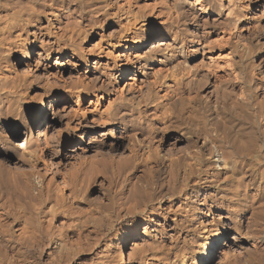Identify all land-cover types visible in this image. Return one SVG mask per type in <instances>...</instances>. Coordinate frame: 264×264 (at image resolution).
<instances>
[{
    "label": "bare ground",
    "instance_id": "1",
    "mask_svg": "<svg viewBox=\"0 0 264 264\" xmlns=\"http://www.w3.org/2000/svg\"><path fill=\"white\" fill-rule=\"evenodd\" d=\"M244 2L0 0V64L7 68L5 74L0 75V103L8 102L11 106L5 105L6 110L10 109L12 97H22L24 92L37 87L39 91L34 93L35 103L30 111L35 125L41 121L46 91L70 97L78 105L87 100L90 107L94 104L92 100L97 99L99 103V98L107 96V106L98 112L99 118L104 124L112 122L123 128L128 144L121 148L129 163L115 200L111 196L102 204H94V198L85 192L86 185L85 191L82 187V191L72 193L75 199L97 209L98 213L95 212L99 215L92 212L85 216L83 212L81 215L76 210L74 213L61 208L55 188L37 181L38 172L30 174L40 160L37 148L29 142L17 144L16 161L32 171L26 175L23 172L22 180L26 181V189L38 190L39 196L22 205L18 214L10 212L11 216L24 220L16 217L13 221L5 219L3 226L0 223V264H40L39 260L42 264H126L131 260L136 264H158L150 261L152 258L157 261L159 251L165 252L173 246L171 237H160L162 241H153L149 247L134 244L126 255L129 238L133 233L137 236L135 240L145 242L139 237L141 224L157 223L159 215L163 216L154 207L156 201L158 204L171 202L164 209L170 213L175 207L172 202L178 195L177 190L179 195L188 191L198 195L213 188L208 176L212 170L215 171L213 192L218 198L215 205L221 203L234 217L251 211L255 233L246 236L238 230L239 237H236L245 243L238 245L241 251L246 244L253 248L244 263L264 264V102L253 100L252 93V89L256 91L260 87L259 84L253 88L257 78L264 86V66L258 68L264 61V57L261 58L264 55V9L254 24L247 23L252 7L250 2L247 5ZM109 26L116 27L117 32L112 31L116 37L105 42V46L101 45L103 37L100 38L93 51L89 48L96 52L86 54L82 44L97 29ZM149 39L158 40L148 51H143ZM66 54L72 59L71 70L78 73L72 84L60 82L69 70V63L57 62V59ZM13 57L17 59L16 65L9 63ZM90 58L94 62L92 72L99 75L88 81L86 74L92 70ZM46 61L55 62L57 73L46 70ZM35 63L36 67L44 66L45 79L32 73ZM18 66H23L21 75L16 74ZM81 67L86 69L82 73ZM72 77L69 72V81ZM76 108L78 113H85L83 106ZM6 110L2 112L9 111ZM145 114L161 120L164 136L177 135L167 150L159 149L161 145L156 142L151 143L154 136L142 122ZM139 135L142 140L138 139ZM186 141L190 142L188 147L181 148L180 144ZM203 174L205 178L200 177ZM194 178L198 182L190 185ZM23 212H29L30 216L21 217ZM56 219L61 221L58 234L52 233L50 226ZM123 219H133V226L108 237V228ZM245 221L249 219L246 217ZM14 222L19 226L15 228L16 233V230L13 232ZM202 230L204 242L200 243L197 264H209L223 246L225 224L205 225ZM183 247L173 251V264H187L188 255L186 257ZM34 251H39V260L32 257ZM226 261L224 264L239 262Z\"/></svg>",
    "mask_w": 264,
    "mask_h": 264
},
{
    "label": "rangeland",
    "instance_id": "2",
    "mask_svg": "<svg viewBox=\"0 0 264 264\" xmlns=\"http://www.w3.org/2000/svg\"><path fill=\"white\" fill-rule=\"evenodd\" d=\"M248 3L251 5L252 10L250 9L248 11L249 15H248L247 23L252 22L254 24V21L257 20L258 17L262 16V12L264 9L263 8L264 0H259V1L258 0H255V1L245 0L244 4L247 5ZM253 16H255V18ZM240 27L242 26L239 25V29ZM115 30H117L115 26L113 27L109 26L104 29H97L96 33L98 34L95 33L93 36L90 37L88 41L82 44V47L84 51L86 52V54L91 55L94 52H96V50H94V52H91L89 48L91 49L94 48L93 46L96 45L95 43L100 41V38L103 37L102 40H104L103 43L101 44L102 46H105L104 45L105 42L113 40L116 37L115 33L117 31ZM112 31L115 33L113 34ZM108 34H110L111 36H107ZM157 40L149 39L145 43V46L142 50L148 51L149 48L155 43V41L157 42ZM89 52L91 53L89 54ZM263 57L264 55L261 58L263 59ZM92 59L93 58L89 59V66H90L89 68L90 70L91 69L92 70L86 74V76L89 78L88 81L93 79V77L95 78V76L99 75L98 72L93 73L94 72L93 70L94 62ZM57 62L69 63L68 69L71 70L70 63L72 62V59L70 58V54H66V56L62 57V59L58 58ZM260 62L261 60L256 61V64H259ZM9 63L16 65L17 59L13 57ZM102 63H105V60ZM0 65H1L0 75H4L7 68L3 63ZM54 65H55V62H51V61L45 62V66L47 68L46 70H50L52 73H57L58 67ZM7 66L9 67L10 65H7ZM34 66L35 67H32V73L34 72L33 74H35V76L38 75L39 76V77L37 76L38 78H40L41 76V79L43 78L45 79L46 71H44L45 70L43 68L44 66H41L42 67L41 68L40 65H37L36 67V63L34 64ZM262 66H264V61L261 62V65L259 67L258 66L257 67L259 69H262ZM22 68L23 66L16 67L15 70H16L17 75H21ZM69 70L65 71L60 81L61 83L67 82V83L72 84V82L74 83L76 81L77 79L76 75L78 74L77 70H71V71ZM80 70L82 73L86 69L81 67ZM69 72L73 74V77L71 78L72 81H69V78H68ZM32 73H31V76L33 75ZM133 74L134 73H132V75ZM139 78L142 79V77L140 76ZM139 78L137 77V80ZM124 81L127 84V79H124ZM122 85H123V82L121 83V86ZM256 85H259L261 88L257 87L256 89L257 92L254 91V89H252V93H254L256 97V98L254 97L253 100H259V101L264 102V97H263L264 86L261 85L258 78L255 81V85L253 88H255ZM37 91H39V89L35 87V88H32V90L30 91L24 92V95H22V97L21 96L12 97L11 98L12 100H9V103H11L10 101L13 102L12 108L11 107L10 109L7 108V110L9 111L6 110V106L7 107L11 106V104L9 105L8 102L7 104L4 103V105L0 103L1 104L0 105L1 107L0 108V214H1L0 221L1 222L0 223L2 224V226L3 224L5 225L7 221H13L14 218L17 217V216L14 217L13 214L11 216L10 215L11 213L15 214L16 212L18 214V212L21 211L20 207L22 205H25L26 203H30L33 200H36V198L39 196L38 190L36 191H33L32 189L29 190V187L28 189H26L27 185L24 183L26 181H23L25 176H22V175H24V173L26 175L28 174V172L30 173L32 171H29L30 168H27L26 166H23L22 164L18 163L16 161L17 160L16 156L14 157V153L16 152V150H18L17 144H19L20 142H24V143L29 142V144H31L33 148H37L38 150L37 153L38 155H40V158H39L40 160L37 163L39 168L38 166L35 167L34 170L31 168L33 172L30 174L33 175L38 172L37 174H35L37 175L36 177L37 181L39 180L43 182V186L46 185L45 187H52L53 189L55 188V191H56L55 194L61 200V208H63V210L65 211L72 210L73 212L76 210L77 214L78 213L81 214V212H83L82 214L83 215L86 214L85 216H88L92 212L93 213L95 211L97 212V209H95L94 207L93 208L89 207L88 205H86L84 201L78 198L75 199V196L72 195V193H76L75 191L76 190L78 191L79 189L80 191H82L81 190L82 187H83V191H85L86 187H84V185H86L88 189L85 192L89 193L91 195V198L92 197L94 198L93 200L96 201V202L92 201L94 204L95 203L98 204V202L102 204L105 201H107V199L111 196H112L111 199L115 200V197H116L115 193H117V191L119 190L118 189L120 188L119 186L122 185L121 182H123V178L126 175L125 172H127L128 171L127 169L129 168L128 158L124 156L125 155L124 151L121 148V147H125L128 144V142L126 141L127 136L123 128L116 126L112 122L110 123L106 122L104 124L99 118L100 117L99 113L101 112V110H103L107 106V102H108L107 96L104 97L103 99L99 98L98 100L99 103H96L97 99L92 100L94 104L91 105L92 107H90V105H88L89 102L87 100L82 102V104L78 105L77 103H75L74 100H71L70 97H67V98L65 96L59 97L57 93H53V91H46L45 92L46 94L43 96L44 99L42 101L44 111L41 117V121L34 125L32 121L33 118L31 117L32 112L30 111H32L33 109V106L35 103L33 100L34 93ZM260 95L262 96L260 97ZM78 106H81V107L83 106L85 108L84 114L78 113L77 108H76ZM96 107L98 110H96ZM2 108H4V110ZM5 110L7 112H2ZM250 111H252V109H250ZM2 113H6V115L5 114L3 115ZM148 115L149 114L143 115L144 117L142 119V122L146 124L149 127V129H151V132H152L151 136L152 137L154 136L153 138L150 137L153 139V142H151L152 140H150V142L151 143L156 142L157 145H161L159 146L160 147L159 149L164 150V151L167 150L168 144L176 141L177 135L171 134L169 136H164L161 130L162 129L161 120L158 119L159 120L158 121L156 120L157 118H152L151 115L149 116ZM138 139L142 140V137L139 135ZM186 142H183L182 144H180V147L181 148L183 147L185 148V146L188 147L187 145H189L190 142L188 143ZM110 145L112 148L110 147ZM119 150H122L123 152L121 151L122 153L120 154L118 153ZM22 168H25V169H22ZM26 168L28 171L26 170ZM37 169L38 171H36ZM210 174L208 175L210 176L209 184L213 186V188L209 189L206 192L205 191L199 192L198 195L191 193V191H188L189 193H185V194H183L184 192H182L181 193L182 195L181 194L179 195L178 193L179 190H177L176 194L178 195H176L175 201L172 202V205L175 203V207L173 206L170 213H166L164 209L170 206L171 202L165 201L161 204H158L159 201H156V203L154 204L155 205L154 207L157 208L160 212H162L163 216L165 217L161 216L162 215L161 214L159 215L157 223L141 224L139 237L142 240H145V242L141 240H135L137 236L132 233V237L129 238L128 243H127L126 255H128V253L131 252V249L133 248L132 246H134V244L136 245L140 244L139 246L143 244L144 246L149 247L153 245L152 243L156 241L158 242L162 241L161 239H163V237L164 239H170L171 237V241L173 240L172 241L173 246L170 245L171 247H168L165 250V252L159 251L158 257H156L157 261L153 260V258L150 257L152 258L150 262L154 261V262H159L158 264H173L174 262L173 257L175 256L173 251L175 249H180V248L182 249V247L184 246L185 248L183 247L184 248L183 250L185 251L186 257L188 255V258H186L187 264H197L198 263L197 261L198 253H199L198 250H200V246L204 242L202 226L207 225L208 227L209 226L214 227L215 224L222 222L225 224V232H224L225 237L223 239V246L221 247V250H220L221 252L220 251L217 252V254H215L216 256H214V259L209 264H221V262L224 264L225 263L223 262L224 260L228 261V260H235V259L237 260V262L239 261L237 264H241L240 262L242 261H243L242 264H245L244 263L246 261L245 259L248 258L250 252L251 253L253 252L251 251L253 250V248L251 247V245L246 244L244 246V249L241 251L240 249H238V245L245 244V243L240 240H237L236 237H239L237 234L239 231H241L246 236L247 234L251 236L253 233H255L256 228H254L253 226L254 224H252L253 218H250L251 214H249L251 213V211L247 212L246 214L240 213L238 217H234V214L228 213L224 209V206L221 205V203L215 205V201H217L218 199L215 197V192H213L215 190V171L214 170L210 171ZM200 177L205 178L206 175L204 176L203 174ZM195 181L198 182L197 179H195L194 181L190 183V185H193L194 183H196ZM79 183L81 185H79ZM23 189H26V190H23ZM72 196L74 199L72 198ZM28 211L30 212V210ZM173 211L176 212L175 217H174ZM29 212L28 213L23 212V215L22 213L20 215H22L21 217H25V215L27 214L29 215ZM96 212L94 213L95 216L98 215L97 214L98 212L97 213ZM246 217L249 219L247 223L245 221ZM17 218H19V216ZM24 219L25 218H21L20 220L19 218L20 221ZM131 220L133 219H129V220L123 219L118 224L115 223V225L108 228L110 232L106 231L107 236L108 237L113 236L117 231H121L122 228L123 229L125 227L131 228L134 224L133 223L134 220L133 221ZM60 225H61L60 219L54 220L50 225L52 229L51 231L54 230L52 233L58 234L59 231L61 230ZM58 226L60 230L57 229ZM105 226H104V229H105ZM13 228H14L13 232L19 228V226L17 225V222H14ZM17 231L18 230H16L14 233H16ZM93 232H96V231H93ZM174 239L177 241H175ZM147 242H148V245H147ZM188 246L190 248H188ZM223 251L224 253H222ZM35 252L36 251L32 252L31 255L33 254L32 257L35 258L36 260H39L37 256L39 251H37L36 253ZM225 254L228 256H226ZM39 263L42 264L40 260H39ZM126 264H136V261L134 260L127 261Z\"/></svg>",
    "mask_w": 264,
    "mask_h": 264
}]
</instances>
